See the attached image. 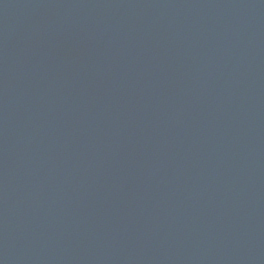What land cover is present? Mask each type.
I'll use <instances>...</instances> for the list:
<instances>
[{"label":"water","instance_id":"obj_1","mask_svg":"<svg viewBox=\"0 0 264 264\" xmlns=\"http://www.w3.org/2000/svg\"><path fill=\"white\" fill-rule=\"evenodd\" d=\"M0 264H264V0H0Z\"/></svg>","mask_w":264,"mask_h":264}]
</instances>
